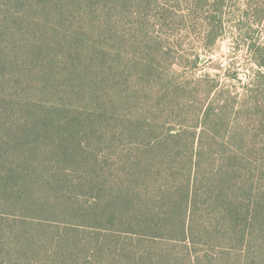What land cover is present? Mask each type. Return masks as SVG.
<instances>
[{"label": "trees", "instance_id": "16d2710c", "mask_svg": "<svg viewBox=\"0 0 264 264\" xmlns=\"http://www.w3.org/2000/svg\"><path fill=\"white\" fill-rule=\"evenodd\" d=\"M179 1L0 0V191L37 157L59 174L48 191L87 187L93 202L64 189L12 206L101 227L83 241L82 226L14 216L9 247L0 215V264H81L78 247L85 264H264V74L244 98L209 75L186 77L203 57L171 42L188 26ZM209 1L194 0L190 15L211 23L205 51L225 2L208 11ZM29 227L48 231L44 259L31 257L44 231Z\"/></svg>", "mask_w": 264, "mask_h": 264}, {"label": "rangeland", "instance_id": "374dc122", "mask_svg": "<svg viewBox=\"0 0 264 264\" xmlns=\"http://www.w3.org/2000/svg\"><path fill=\"white\" fill-rule=\"evenodd\" d=\"M178 0H159V4L165 5H178L176 2ZM194 0H180L179 4L182 6L181 15H184L188 18V26L183 29L181 35L179 37H174L171 42L175 44H179L180 42L184 44L185 54H196L199 55L200 59L202 57H206L207 60L204 64H198L196 69H192L188 71L186 77L189 79L192 78H201L205 75H209L211 79L220 82V84L226 89H229L234 95H237L239 98H244L247 88L254 87L257 79L264 74V67H262V59L261 56H257L255 53L256 48L264 49V0H225L224 7L222 13L219 15V20H223V26L219 28V32H221V36L217 43L209 44L210 48L205 51L207 41L203 39V26L211 25V23L202 21L203 19L196 20L194 22L193 18H190L192 15L193 8L196 7L197 4H193ZM188 2V3H186ZM208 11L213 10L214 8L218 9L219 3L218 0H210ZM169 5V6H170ZM189 8V9H188ZM163 22V21H161ZM161 22H158V19L153 20V24H157V29H164L161 26ZM125 54L130 52V49L124 48L123 51ZM116 56V51L113 52ZM260 60V64L258 62ZM116 61V60H115ZM113 68H119L120 66L124 67L123 61L120 60L119 63H109ZM195 71V72H194ZM2 91V90H1ZM261 96V95H260ZM264 96V95H263ZM263 98V97H262ZM50 99V98H48ZM52 102L56 104L59 103L60 97L58 94H54L51 97ZM263 100V99H262ZM252 105V104H251ZM55 125L51 128L54 129ZM55 130V129H54ZM70 132H73V129H70ZM91 133V131H89ZM74 144V143H73ZM83 145L88 149L93 148V142H90L89 139L83 138ZM68 147H73V145H67ZM91 148H90V147ZM34 155H30L33 157ZM19 160L18 157H16ZM51 157L48 159L50 160ZM85 158L88 161H92V155H87ZM59 163L57 166L59 169L64 166V163L61 161H57ZM71 162V161H69ZM68 163L66 168L63 171L65 175L71 176V178L79 177V170L76 169V165L72 163ZM25 161H21L18 165L23 166ZM34 165H36V169L32 166L22 167L25 171L23 173L17 174L21 178L20 180H16L13 178H8L7 183H14V185H18L17 187H12L14 185L8 186L7 192L0 191V215L4 218L3 220L4 226H6L5 232H8V246L15 247V235L10 234L15 232L17 228L14 226V216H22V217H30L36 219H46L50 221H56L60 224H74V226H82L78 232L76 233V237L79 240L86 241L90 235L94 237V228H101L100 225H96V223L85 221L81 218H75L73 216H49V215H41L34 211H28L24 209V206L13 207L12 205H27L32 203L33 200L37 199L42 200L48 199L49 201H55L57 198V194L62 197V190L56 191H48L47 190V180L50 179L51 176L59 177V174L55 176L56 169L54 171H48L47 167L42 165L41 161H38L37 157L33 159ZM6 167H0V172L5 171ZM6 175L12 177L11 173L6 172ZM53 177V178H54ZM53 178L51 180H53ZM26 182V183H24ZM61 184H64V180L59 181ZM22 185V187L19 186ZM44 186V187H42ZM14 188L11 192L10 188ZM42 187V188H41ZM17 189V191H15ZM71 190V191H70ZM69 194L73 195L75 198H79L83 205L90 204L93 202L95 194L88 189L85 188H70ZM72 192V193H71ZM80 206H77L75 210H79ZM21 217V219H22ZM11 224V225H9ZM24 230L28 232H37L44 231L42 236L44 237V244L42 245V249L38 252H33L32 258H40L44 259L43 253L49 252L54 245L48 246V238L45 235L46 230H42L40 227H29ZM48 232V231H46ZM57 234V231L49 232V235ZM34 238L38 239V233H35ZM62 246H67L66 244H62ZM95 248V247H94ZM83 247H78L73 252L77 253L81 258V264H85V258L90 256L88 253L83 254ZM15 252V251H14ZM84 252V251H83ZM107 258V257H106ZM97 262V261H96ZM99 262V261H98ZM94 264L95 260H94Z\"/></svg>", "mask_w": 264, "mask_h": 264}, {"label": "water", "instance_id": "95a60500", "mask_svg": "<svg viewBox=\"0 0 264 264\" xmlns=\"http://www.w3.org/2000/svg\"><path fill=\"white\" fill-rule=\"evenodd\" d=\"M207 58L206 57H203L202 60H201V63L204 64L206 62Z\"/></svg>", "mask_w": 264, "mask_h": 264}]
</instances>
